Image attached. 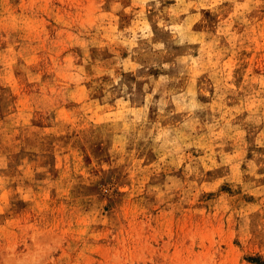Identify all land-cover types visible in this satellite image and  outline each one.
<instances>
[{"label": "rangeland", "instance_id": "obj_1", "mask_svg": "<svg viewBox=\"0 0 264 264\" xmlns=\"http://www.w3.org/2000/svg\"><path fill=\"white\" fill-rule=\"evenodd\" d=\"M0 264H264V0H0Z\"/></svg>", "mask_w": 264, "mask_h": 264}]
</instances>
